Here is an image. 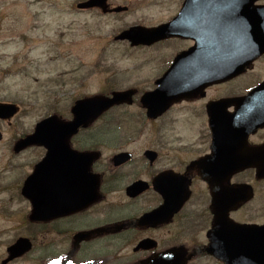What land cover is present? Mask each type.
Listing matches in <instances>:
<instances>
[{"label": "flooded vegetation", "instance_id": "flooded-vegetation-1", "mask_svg": "<svg viewBox=\"0 0 264 264\" xmlns=\"http://www.w3.org/2000/svg\"><path fill=\"white\" fill-rule=\"evenodd\" d=\"M136 6L135 23L122 30L178 20L186 33L150 44L119 40L140 53L138 79L93 94L133 89L132 103L81 127L60 151L50 198L67 209L37 223L44 264H225L219 255L226 252L264 254V40L254 38L264 35V0ZM185 51L186 97L150 115L143 96ZM30 132L10 146L17 156L37 152L39 161L45 146L14 152ZM50 181L42 175L41 186ZM238 224L257 231L239 237ZM229 244L236 247L225 250Z\"/></svg>", "mask_w": 264, "mask_h": 264}, {"label": "rangeland", "instance_id": "rangeland-1", "mask_svg": "<svg viewBox=\"0 0 264 264\" xmlns=\"http://www.w3.org/2000/svg\"><path fill=\"white\" fill-rule=\"evenodd\" d=\"M81 1L0 0V102L20 106L14 118L0 120V264L21 235L34 248L9 264H44L40 226L28 220L31 208L18 189L39 155H14L12 139L52 113L69 117L79 97L138 79L139 51L114 36L135 23L139 0H109L129 6L116 15L79 9Z\"/></svg>", "mask_w": 264, "mask_h": 264}, {"label": "water", "instance_id": "water-1", "mask_svg": "<svg viewBox=\"0 0 264 264\" xmlns=\"http://www.w3.org/2000/svg\"><path fill=\"white\" fill-rule=\"evenodd\" d=\"M108 0H87L78 4L79 8L98 7L103 12L108 11H123L127 7L120 6L116 8H109ZM178 20H174L169 24H165L156 28H144L132 26L129 29L122 31L116 38L128 39L133 45L137 44H150L156 40L167 36L182 35L184 36L186 31L182 26H177ZM241 34V32H239ZM255 39L264 40V35L256 34ZM213 76L212 78H214ZM209 81L210 79H205ZM159 87L148 92L143 96V104L147 108L148 113L152 116H157L165 111L171 102L186 97V51L179 54L172 67L159 81ZM134 90L127 91H114L111 96L104 94H95L89 97L76 100L71 108L73 118L71 120L64 119L58 114H52L42 120H40L34 131L25 137L20 138L14 150L19 152L20 150L32 146H45L47 153L43 157L42 161L35 165L33 173L27 178L24 183L22 193L28 196L32 201V211L30 219L33 221L49 220L57 216L59 211L65 214L67 206H57L54 202V198H50V195L55 193V183L53 177L56 174L55 161L60 151H68V143L70 138L76 134L80 127H87L93 121H95L103 112L110 109L114 105L123 103H132V95ZM19 110V107L14 103L0 102V119H9L13 117ZM0 138L2 133L0 132ZM62 148V149H60ZM92 161L96 156H93V152L88 156ZM46 174L52 181L44 187L41 186V177ZM96 189V188H95ZM46 195L48 203L42 202V196ZM73 208V207H72ZM243 228L239 226V232ZM32 249V242L28 237H19L8 248V256L3 260L6 264L11 260L23 256ZM223 259L228 264H235V261L229 260L228 255H222ZM264 258V256L262 257ZM253 260L250 261L252 264ZM249 260L243 262L248 264ZM254 264H264L262 261H254Z\"/></svg>", "mask_w": 264, "mask_h": 264}]
</instances>
